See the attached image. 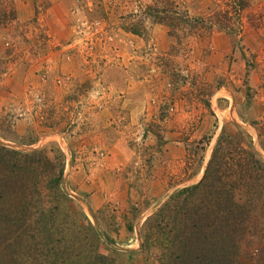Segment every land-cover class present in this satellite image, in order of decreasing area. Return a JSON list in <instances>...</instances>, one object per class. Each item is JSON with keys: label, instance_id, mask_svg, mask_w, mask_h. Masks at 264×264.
<instances>
[{"label": "rangeland", "instance_id": "obj_1", "mask_svg": "<svg viewBox=\"0 0 264 264\" xmlns=\"http://www.w3.org/2000/svg\"><path fill=\"white\" fill-rule=\"evenodd\" d=\"M263 120L264 0H0V264H264V208L152 219Z\"/></svg>", "mask_w": 264, "mask_h": 264}, {"label": "trees", "instance_id": "obj_2", "mask_svg": "<svg viewBox=\"0 0 264 264\" xmlns=\"http://www.w3.org/2000/svg\"><path fill=\"white\" fill-rule=\"evenodd\" d=\"M189 20L192 22L191 19ZM254 129L258 147L264 153V120L257 123ZM223 130L224 127H222L220 135L214 143L200 180L194 185L174 192L153 215L152 219L161 217L171 219L173 221L172 227L175 229V223H178L184 216L185 204L194 198L198 199L200 203L208 202L216 206L230 201L233 202L238 215L240 213L247 214L249 211L262 215L264 208V163L258 158L249 135L236 128L233 135L224 137ZM7 153L12 156L15 155L14 152H7L0 146V166L7 168L11 164L12 166L7 168L8 172L11 176H17L22 172L19 160L7 162V157L5 161L4 157ZM215 157L218 158V163H216L215 170L211 171L212 161ZM188 169L186 166L182 172L183 177L172 186L186 182L193 177L194 174ZM60 174L59 171V177ZM235 197L243 200L242 206H247L246 209L243 207L240 209L237 206L238 203L235 204Z\"/></svg>", "mask_w": 264, "mask_h": 264}]
</instances>
